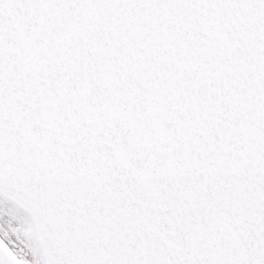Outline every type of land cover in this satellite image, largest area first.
Wrapping results in <instances>:
<instances>
[{
  "label": "snow or ice",
  "instance_id": "snow-or-ice-1",
  "mask_svg": "<svg viewBox=\"0 0 264 264\" xmlns=\"http://www.w3.org/2000/svg\"><path fill=\"white\" fill-rule=\"evenodd\" d=\"M0 264H264V0H0Z\"/></svg>",
  "mask_w": 264,
  "mask_h": 264
}]
</instances>
